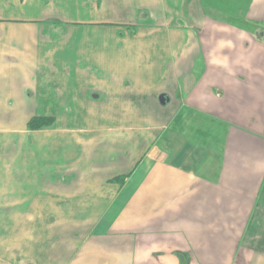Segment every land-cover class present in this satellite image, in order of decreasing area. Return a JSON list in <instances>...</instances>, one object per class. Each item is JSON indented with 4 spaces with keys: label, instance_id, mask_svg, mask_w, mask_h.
Listing matches in <instances>:
<instances>
[{
    "label": "crops",
    "instance_id": "1",
    "mask_svg": "<svg viewBox=\"0 0 264 264\" xmlns=\"http://www.w3.org/2000/svg\"><path fill=\"white\" fill-rule=\"evenodd\" d=\"M65 1L0 0V103L8 100L6 78L14 75V92L28 107L45 103L92 108L79 115L95 126L93 133L29 130L28 122L37 117L58 124L55 117L33 116L27 130L0 129V136L16 137L12 147L0 144V256L10 257L22 242L21 222L95 218L93 232L107 245L87 248L78 264H264V137L244 133L264 134V0L245 2L243 15L248 24L263 29L261 41L248 28L235 31L228 23L200 17L199 0H79V16L86 11L92 18L73 22L88 30L81 43L68 33L48 36L54 30L53 3L62 6ZM183 3L191 9L184 17L177 14ZM40 8L43 18L36 14ZM140 14L147 21L134 30ZM28 24L40 29L37 37L27 31ZM129 25L133 36L118 38L115 29ZM10 28H18L12 39L16 41L6 37ZM219 31L231 33L241 45L235 50L225 45L205 55V44L222 40ZM190 37L202 45L200 66L194 53L183 54ZM149 41L162 47L159 60L163 55L173 61L174 83L167 87L152 65L141 68L137 62L139 69L133 68V54L149 50ZM244 50L249 51L245 56ZM216 53L220 57L214 60ZM141 58L148 59L145 54ZM132 77L138 78V95ZM153 77L158 84H151ZM182 77L190 79L183 83ZM160 96H165V105ZM134 107L151 109L167 121L157 135L137 136L143 155L129 171L135 137L127 125L135 120ZM179 114L183 117L176 120ZM216 119L224 127L216 134L222 148L200 142L204 134L209 136L202 124ZM88 149L97 152L86 156L90 177L93 166L102 171L96 170L90 182L84 163L75 161L79 150ZM119 156L129 160L118 170L102 167L103 158L108 162ZM73 159L75 166L66 165Z\"/></svg>",
    "mask_w": 264,
    "mask_h": 264
},
{
    "label": "rangeland",
    "instance_id": "2",
    "mask_svg": "<svg viewBox=\"0 0 264 264\" xmlns=\"http://www.w3.org/2000/svg\"><path fill=\"white\" fill-rule=\"evenodd\" d=\"M199 1H200V4L197 5L196 9L199 10L200 14L198 13V15H200V17L202 16L204 18H211L213 21L218 22V23H228L230 24V27L235 28V31H238V30L246 31L244 29L248 28V30H250L249 32L250 33L255 32L256 36L258 37V41L259 40L261 41L260 32H263L264 28L261 29L259 25L255 24L254 22H250L249 19L248 21L250 23L248 24L245 17H243L244 13L247 12V9H246L247 6L245 2L248 3L249 0H204V2H202L201 0ZM210 4H213V7H211ZM79 6H80L79 0H66L64 2V5L62 6L59 5V3L57 4L53 3L54 12L52 14H53V20H54V25H53L54 30L52 28L48 36L56 38V36H62L68 33V35L71 38L76 39L77 41L76 43H81L85 41V38L89 37L88 30H85L84 26L73 24V22L87 21L92 18L91 16H89V14L88 15L85 14L87 13L86 11L81 12L84 14H82V16H79V14L77 13L78 12L77 9L80 8ZM96 9L97 8H92L90 11H95ZM177 10H178L177 14L180 11L179 14L182 15L183 17L191 13V9L189 7H186L184 3L181 7H178ZM241 10H244V12H240ZM11 12L13 14L15 13L14 11H11ZM44 12H45L44 8H40L36 14L38 15L39 18H43L46 15ZM88 13H89V10H88ZM140 16L141 17L137 20V23H135V26H132L135 28L134 30L136 29L138 30L139 25H143L145 23L144 21H147L145 14H140ZM246 22H247V25H246ZM27 26H29L27 28V31H32V32L34 31V36L36 35L37 37L38 35L36 33L39 32L40 29L36 28L35 30H33L34 28L33 24H28ZM44 27H46L45 24H43L42 30H45ZM17 30L18 28L16 29L10 28L7 31L6 37L11 38V41H16L12 39L16 36ZM134 30L133 28H131V25H129L128 28L119 27V29H115V32L118 38L121 39L122 34L123 36L127 38L132 37L134 34L133 33ZM27 31H24V32H27ZM229 31L231 32L230 29ZM229 31H226V33H228ZM14 32L15 34L13 35ZM220 32L222 31H219L217 33L219 34ZM224 33H220V35ZM190 39L191 40H189V43L187 45L182 46L183 54H185L186 56H189L190 53L191 54L194 53L200 62L199 64H197V66H200L201 61L203 59L202 45L199 46V44L197 45L196 42L193 40V38L190 37ZM221 39H222L220 40L221 42L219 40H216L213 45L211 42H209L208 44H205V50H204L205 55L208 54L210 50H212L214 53H215V50L216 52H218L222 47H225V45H228L233 50H235L238 46L241 45V43L236 44L235 40L232 39L231 33L228 35H222ZM12 43L14 45V42ZM147 43H148V40H147ZM119 45H120V42H119ZM161 48H162L161 46L154 44L152 41H149V50L141 51L140 53L133 54V59L135 62V64L133 65V68L139 69V64H137V62L141 63L142 65L141 68H150L152 65V68L155 71L157 70L159 71L160 78L165 79L163 83H165L164 86L167 87L169 84L174 83V79L171 77L173 61L168 60L167 58L168 56H163V55H162L163 58L159 60L158 53H159V50H161ZM146 49H147V46H146ZM246 53H249V51L244 50L242 52V55L245 56ZM142 54H145L148 57L147 61L145 60V58H141ZM216 54L214 56V60L220 57L219 54L217 55ZM62 55H63V52H60L58 54V56L60 57H62ZM138 57H140V59ZM144 63L146 64L143 65ZM211 68L213 70L217 68V61H215V63L211 65ZM162 74H165V76L162 77ZM6 79H7V82L4 85V88L8 91V100L6 103L5 102L0 103V129L1 130L14 131L20 128L21 130H27L26 123L33 116H51V117L56 118V120L58 121V124L55 125L56 123L55 122L51 127L47 128L49 129V131H56L55 129H58V130L68 131L67 133H93L94 132L92 131V129L95 126L87 125L85 121L82 120L83 116L81 117V115H79L81 112H86L87 110L93 112L94 110L92 108L86 109L84 107H78L74 104H73V107H71L72 106L71 105V106H67V108L66 106H61V107L57 106V104H55L53 107L52 106L46 107L45 103H37V107H33V108L28 107L27 104L20 99L19 95L16 94V92H14V88L18 85L17 77L13 75ZM151 79H152L151 80L152 85H153L152 82L154 81H155V84H158L156 77H153ZM189 79L190 78H187V77L181 78L183 83H185ZM246 79L250 81V78H246ZM133 80L135 83V86L133 88L134 94L138 95L137 94L138 90L136 88L138 78L134 77ZM260 81H262L261 85L264 86V80H260ZM256 82H257V79H256ZM163 83H160V84H163ZM249 84H251V82ZM145 88L146 87L144 86V90ZM202 91H203V88H202ZM260 93H261V88H260V92L257 93V96H259ZM10 101L12 102L11 105H9ZM141 109L143 108H140V109H137L135 107L133 108V115L135 117V120L131 125H127L128 127H130L132 134L135 137V141H134L135 143H134L133 152H132L134 157H133V161L131 162L129 171L133 170V168L136 166L137 161H139L143 155L142 148L137 145L138 142L139 144H141V142L137 140V136H142L143 138H151L152 136L157 135L158 133L161 132V128H158V127L167 121L166 117L160 116L161 114L159 113L157 114L154 113L153 110L151 109L148 110L149 113L148 111H142ZM181 112H187V111L182 110ZM260 116L262 117V121L264 124V108L261 109ZM75 117L81 118V119L76 121ZM182 117L183 115L179 114L176 120H180ZM139 118L140 120L143 119L144 121L137 122ZM214 118H219V117L215 116ZM218 121L220 120L219 119L208 120L207 123L202 124V127H204L203 131H205V129L208 128L209 136L206 137L205 134L204 136L202 135L203 141H200L201 143L208 142V145L213 144V145H216L214 146L216 148L217 147L222 148L223 141L219 140L220 137H218L216 134L222 133L224 131L223 130L224 127H222L220 123L219 124L216 123ZM118 127L120 128L121 126H118ZM87 129H90V130H87ZM85 130L89 132H85ZM80 131H84V132H80ZM244 133L249 136L264 137L263 133L260 135L259 133L253 132V130L251 132L244 131ZM15 140H16L15 136H9V135L0 136V144H4L3 146L7 148L12 147ZM246 146L249 151H252L253 146L249 145L247 141H246ZM79 151L81 152V153L79 152L80 156H78L79 157L78 160H75V161H78L79 166H82V164L84 163V168L86 171L84 173V177H85L86 182L93 181V179L95 178L94 174L96 170L98 174L102 172L100 167L93 166L95 168V172L93 173V177H90L89 169L91 165L88 162L89 161L88 157L86 156L87 154H89L88 152L91 153L94 151H92L91 149L79 150ZM44 152L46 155V153H48V150L45 149ZM94 153H97V152H94ZM33 157H34V154H33ZM74 159L71 160L69 163L66 162V165L70 167L75 166ZM123 159L121 156H119L115 160L106 162L105 158H103L104 164L102 165V167L103 168L106 167L108 171L113 172L115 170H118L121 167L120 163L126 162L127 160H129L126 158H123ZM47 162L49 163V166H51L52 162L46 161L45 164H47ZM55 166H56V163L54 162L53 167ZM114 184L118 185L120 183L117 182ZM72 191L73 190L71 189V192ZM109 191H111V189ZM107 193L110 194V192L108 191ZM104 196H106V194ZM95 221L96 220L94 218V220H70L67 222H53L51 220L21 222L24 224V229H23L24 234L21 235L22 242L18 243L17 246H15V248L13 247V251H12V254H10V257L5 258V257L0 256V262L4 264H9V262L11 264H78L80 261L84 260L83 256L87 255V253H85V250L87 248H91V246L103 247V244L107 245L105 239L96 238L97 235L94 234L93 232V225L95 224ZM234 244H236V240H234ZM106 255L107 254L105 255L103 254V257ZM235 256L236 254L234 255V253L230 254V259H234ZM89 258L90 260H94V257L92 254H90ZM128 260H129V256L127 255L126 261Z\"/></svg>",
    "mask_w": 264,
    "mask_h": 264
},
{
    "label": "trees",
    "instance_id": "3",
    "mask_svg": "<svg viewBox=\"0 0 264 264\" xmlns=\"http://www.w3.org/2000/svg\"><path fill=\"white\" fill-rule=\"evenodd\" d=\"M53 119L46 117L33 118L28 122L29 130L43 129L52 126Z\"/></svg>",
    "mask_w": 264,
    "mask_h": 264
},
{
    "label": "water",
    "instance_id": "4",
    "mask_svg": "<svg viewBox=\"0 0 264 264\" xmlns=\"http://www.w3.org/2000/svg\"><path fill=\"white\" fill-rule=\"evenodd\" d=\"M159 102H160L161 105H165V103H166L165 96H160L159 97Z\"/></svg>",
    "mask_w": 264,
    "mask_h": 264
}]
</instances>
